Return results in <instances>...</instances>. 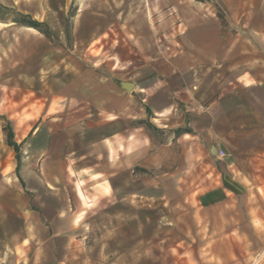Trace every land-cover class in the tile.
<instances>
[{
    "label": "rangeland",
    "instance_id": "obj_1",
    "mask_svg": "<svg viewBox=\"0 0 264 264\" xmlns=\"http://www.w3.org/2000/svg\"><path fill=\"white\" fill-rule=\"evenodd\" d=\"M84 7L100 13L84 17L88 31L71 32L74 4L65 20L72 56L79 61L82 57L89 68L108 71L114 65L117 73L129 77L148 64L161 80L156 89L188 86L194 91V113L206 111L226 89H237L251 105L256 92L247 93L241 85L259 80L258 100L264 105V0H87ZM86 38L88 47L86 42L83 49L74 47ZM72 76L63 70L23 90L8 84L11 94L0 96L15 114L18 102L24 104L23 113L16 114L19 123L29 119L27 127L34 121L41 129L32 130L25 150L43 152L49 146L48 133L60 124L52 120L50 128V111L53 117L69 116L79 106L66 107L65 97L50 92ZM178 102L176 98V106ZM155 123V128L139 130L151 138L150 160L133 167L135 193L121 201L91 191L83 192L82 199L77 193L84 182L66 167L71 162L27 160L20 149V176H7L6 181L0 177V214L8 219L10 233L24 230L26 245L28 233H51L56 246L48 253L49 264H264V207L258 215L250 207L256 200L248 206L240 197L232 204L215 203L223 188L217 179L220 168L213 163L215 145L198 137L189 124L165 128L159 120ZM166 130L171 132L167 141ZM63 140L61 147L71 152ZM5 142L0 141V168L16 171V153ZM255 142L245 157L249 167L261 169L264 180L263 135ZM31 169L45 175L27 174ZM31 183L37 191L28 189ZM74 218L79 221L72 223ZM34 219L40 224L33 225ZM65 233L77 239H65Z\"/></svg>",
    "mask_w": 264,
    "mask_h": 264
},
{
    "label": "crops",
    "instance_id": "obj_2",
    "mask_svg": "<svg viewBox=\"0 0 264 264\" xmlns=\"http://www.w3.org/2000/svg\"><path fill=\"white\" fill-rule=\"evenodd\" d=\"M86 1L0 0V90H6L0 91V96L11 94L8 84L16 83L23 90L24 87L34 86L38 80L52 79L58 72L66 70L72 71L73 76L63 87L50 89V92L57 98L65 97L66 107L70 104L79 105L74 107L69 116L53 117L50 111V128L52 120L60 124L48 133L49 146L43 152L40 148L30 152L23 145L35 128V123L32 121L27 127L29 119L25 123L18 122L17 115L23 113L24 104L18 102L16 115L13 107L5 108L0 102V115L12 122L14 140L18 144L22 143L21 149L26 155L24 159L71 162L66 167H71L75 180L78 177L79 183L84 182V185L79 184L77 196L79 194L85 200L83 192L91 191L97 193L99 198L121 201L135 193L136 175L133 167L138 161L150 160L147 155L151 138L139 130L149 127L148 124H156V120L161 122L159 126L165 128L189 124L198 137L215 145L216 157L212 159L214 165L220 168L217 179L223 187L222 194L215 197V203L219 200L232 204L240 197L248 206V203L256 200L257 204L250 207H255L259 215V208L264 207V180H261L259 167L248 166L249 157L245 155L250 153L252 141L259 144L262 135L264 137V131H261L264 130V105L258 100L260 96L257 89L262 82L255 80L250 85H241L247 93L249 90L256 92L252 95L251 105L240 96L237 89H226L210 103L206 111L194 113L197 107L194 91L188 86L177 91L168 86L156 89L161 80H156V70L148 64L129 77L117 73L114 65L108 71L93 70L87 62L82 61V57L79 61L72 56L73 48L68 40L65 20L69 6L74 4L75 18L71 32L88 31L84 26V17L100 13H90L84 7ZM133 11L136 10L125 14L130 15ZM23 18L44 22L51 37L18 21ZM94 30L100 29L97 27ZM85 42L88 47L87 38L75 42L74 47L80 44L83 49ZM176 98L183 104L178 102L176 106ZM35 106L40 107V104L36 103ZM49 107L51 110L53 104ZM31 112L35 113V108ZM172 114L178 118L173 119L170 117ZM1 123L0 141L4 143L6 133ZM35 129V133L41 130L40 127ZM189 133L185 132V135ZM170 134L166 130L165 141ZM63 138V144L71 146V152L68 147H61ZM5 144L12 148L7 140ZM164 147L162 145V152ZM220 149L226 153L224 157L218 155ZM259 157L255 158L261 159ZM27 174L39 177L45 175L41 169H31ZM14 175H18L16 171L0 168L2 180L6 181L7 176ZM28 189L37 191L33 183L28 184ZM74 190L77 192L76 187ZM78 221L74 218L72 223ZM39 224L40 219H34L33 225ZM62 236L68 240L77 239L74 233ZM28 237L26 245L24 230L10 233L8 219L0 214V264H49L48 253L55 249L56 238L51 233L34 231L28 233ZM26 256L30 258L26 259Z\"/></svg>",
    "mask_w": 264,
    "mask_h": 264
},
{
    "label": "trees",
    "instance_id": "obj_3",
    "mask_svg": "<svg viewBox=\"0 0 264 264\" xmlns=\"http://www.w3.org/2000/svg\"><path fill=\"white\" fill-rule=\"evenodd\" d=\"M20 22L29 24L32 27L37 28L40 30L42 33H44L47 37H51V33L47 27V25L44 22H39V21H33V20H26V19H18ZM0 122L3 123V130L6 133V140L7 144L13 148V150L16 153V158H17V166H16V172L19 177V171H20V165H21V158H20V149L22 147V143L18 144L14 140V130L12 126V122L4 115H0ZM150 128H155L153 127L152 124H148Z\"/></svg>",
    "mask_w": 264,
    "mask_h": 264
},
{
    "label": "built area",
    "instance_id": "obj_4",
    "mask_svg": "<svg viewBox=\"0 0 264 264\" xmlns=\"http://www.w3.org/2000/svg\"><path fill=\"white\" fill-rule=\"evenodd\" d=\"M218 155L220 157H224L226 155V153L222 149H220Z\"/></svg>",
    "mask_w": 264,
    "mask_h": 264
}]
</instances>
